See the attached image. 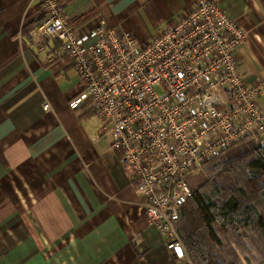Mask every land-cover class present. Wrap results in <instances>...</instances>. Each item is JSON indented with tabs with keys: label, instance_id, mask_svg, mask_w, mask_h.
Masks as SVG:
<instances>
[{
	"label": "crops",
	"instance_id": "crops-1",
	"mask_svg": "<svg viewBox=\"0 0 264 264\" xmlns=\"http://www.w3.org/2000/svg\"><path fill=\"white\" fill-rule=\"evenodd\" d=\"M216 1L246 32L236 69L255 86L264 81V0ZM58 5L81 34L105 22L140 44L190 10V0ZM40 10L37 0H0V264H181L135 205L99 119L69 108L78 79L38 31ZM258 100L264 110V90Z\"/></svg>",
	"mask_w": 264,
	"mask_h": 264
},
{
	"label": "built area",
	"instance_id": "built-area-1",
	"mask_svg": "<svg viewBox=\"0 0 264 264\" xmlns=\"http://www.w3.org/2000/svg\"><path fill=\"white\" fill-rule=\"evenodd\" d=\"M35 1V0H33ZM37 29L59 44L58 62L78 79L72 110L87 104L110 140L135 205L161 234L172 257L194 264L177 223L206 160L252 138L264 148V81L249 86L236 69L246 39L242 25L216 0H190L173 25L140 44L99 22L81 34L58 0H37ZM44 111L51 107L45 100Z\"/></svg>",
	"mask_w": 264,
	"mask_h": 264
},
{
	"label": "trees",
	"instance_id": "trees-1",
	"mask_svg": "<svg viewBox=\"0 0 264 264\" xmlns=\"http://www.w3.org/2000/svg\"><path fill=\"white\" fill-rule=\"evenodd\" d=\"M227 153L220 170L209 165ZM215 159L203 164L211 184L193 192L191 212L177 223L182 243L194 264H243L240 257L247 261L252 252L264 264V219L254 204L263 203L264 148L246 138Z\"/></svg>",
	"mask_w": 264,
	"mask_h": 264
},
{
	"label": "rangeland",
	"instance_id": "rangeland-1",
	"mask_svg": "<svg viewBox=\"0 0 264 264\" xmlns=\"http://www.w3.org/2000/svg\"><path fill=\"white\" fill-rule=\"evenodd\" d=\"M85 107L89 109V106L87 104H85ZM90 110V109H89ZM90 113H92V111L90 110ZM104 139V138H103ZM107 144V143H106ZM245 145H239V146H236L234 147L232 150H230L229 152H236L237 150H240L241 148H243ZM228 155L225 154L223 156H221L220 158L218 159H215L214 161H212L211 163H209V165H213L215 164L216 165V170H220L221 169V166L219 164V160L223 159V158H226V156ZM208 165V166H209ZM214 166V165H213ZM206 167V166H204ZM202 167V169L197 173L195 174L189 181V184H190V187H191V190H192V194L193 192H195L196 190L198 189H202V187L204 188H208V186L211 184V178L206 174L205 172V168ZM256 203V205L258 206L259 204H261L260 202H254V204ZM190 203L187 204L186 208L184 209V212L189 214L191 212V208H190ZM253 235V233H251ZM234 249H237L236 246L234 245L233 246ZM239 252V251H238ZM253 254V252H252ZM252 254H250L249 256V259H246L241 256V260L243 261L244 264H258V259L253 256Z\"/></svg>",
	"mask_w": 264,
	"mask_h": 264
}]
</instances>
